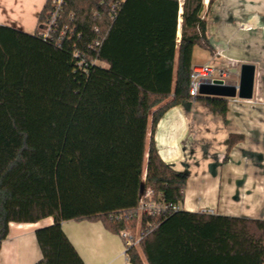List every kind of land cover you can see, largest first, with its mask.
Returning <instances> with one entry per match:
<instances>
[{
    "label": "trees",
    "instance_id": "16d2710c",
    "mask_svg": "<svg viewBox=\"0 0 264 264\" xmlns=\"http://www.w3.org/2000/svg\"><path fill=\"white\" fill-rule=\"evenodd\" d=\"M203 2L66 0L53 41L0 25V246L10 223L52 218L35 231V264H84L63 222L100 220L134 234L128 215L142 184L166 204L183 203L187 175L145 141L150 120L153 131L191 101L226 115L227 99L189 95L194 48L213 54ZM139 231L147 264H264V220L180 210L143 217ZM127 255L143 264L137 247Z\"/></svg>",
    "mask_w": 264,
    "mask_h": 264
},
{
    "label": "crops",
    "instance_id": "0c3cea01",
    "mask_svg": "<svg viewBox=\"0 0 264 264\" xmlns=\"http://www.w3.org/2000/svg\"><path fill=\"white\" fill-rule=\"evenodd\" d=\"M45 3L0 0V25L32 35ZM203 4L201 15L213 54L195 47L192 68L208 64L222 69L226 60L234 61L237 66L225 80L237 82L240 67L251 65L252 98L227 99L224 117L198 101L173 107L153 131L149 121L145 149L152 140L161 160L187 175L181 211L264 220V0H216L210 8L208 0ZM181 12L180 7L178 39ZM52 223V218L10 223L0 246V264L40 261L35 231ZM140 224L137 221L135 232ZM62 231L84 264H126L123 240L100 220L66 221ZM137 251L147 264L138 246Z\"/></svg>",
    "mask_w": 264,
    "mask_h": 264
},
{
    "label": "built area",
    "instance_id": "2783aa9c",
    "mask_svg": "<svg viewBox=\"0 0 264 264\" xmlns=\"http://www.w3.org/2000/svg\"><path fill=\"white\" fill-rule=\"evenodd\" d=\"M65 3L66 0H51L47 19L43 23L44 31L37 33V35L44 41L54 40L55 34L58 31V21L61 19V13ZM60 34L62 36L64 34V30H62ZM57 43H59V41ZM78 56V54L75 55L76 58ZM82 65L85 64L83 61H80L78 63V67H81ZM236 66V62L226 60L222 69H215L208 64L193 67L190 76L189 95L192 98L198 96L199 87L202 83L212 84L215 80L224 81L231 75L230 70L234 69ZM177 211H180V207L178 205L166 204L162 201L161 196L155 198L153 193L146 189L139 198L136 210L129 214L128 218L135 219L139 222L143 217H161L175 213ZM122 217L124 216L119 218ZM142 235L143 234L140 233L139 229L135 232V234H131L130 231H124L119 235L124 242L126 264H132L130 262L129 256L127 255V251L132 247L138 246Z\"/></svg>",
    "mask_w": 264,
    "mask_h": 264
},
{
    "label": "water",
    "instance_id": "95a60500",
    "mask_svg": "<svg viewBox=\"0 0 264 264\" xmlns=\"http://www.w3.org/2000/svg\"><path fill=\"white\" fill-rule=\"evenodd\" d=\"M232 74H236V70ZM254 74L255 67L242 65L239 69L237 82L215 80L212 84L202 83L199 87V95L211 98L250 100L254 87ZM143 191L144 186L142 184L140 196L143 194Z\"/></svg>",
    "mask_w": 264,
    "mask_h": 264
},
{
    "label": "rangeland",
    "instance_id": "374dc122",
    "mask_svg": "<svg viewBox=\"0 0 264 264\" xmlns=\"http://www.w3.org/2000/svg\"><path fill=\"white\" fill-rule=\"evenodd\" d=\"M41 31H44L43 24H41V25H37V28H36V33H39V32H41ZM216 75H217V74H216ZM216 75H215V76H216ZM145 165H146V162H144V168H143V173H144V175H143V179H142L143 183L145 182Z\"/></svg>",
    "mask_w": 264,
    "mask_h": 264
},
{
    "label": "flooded vegetation",
    "instance_id": "af4514ba",
    "mask_svg": "<svg viewBox=\"0 0 264 264\" xmlns=\"http://www.w3.org/2000/svg\"><path fill=\"white\" fill-rule=\"evenodd\" d=\"M198 96H200V95H198ZM197 97V96H196ZM202 97V96H201Z\"/></svg>",
    "mask_w": 264,
    "mask_h": 264
}]
</instances>
